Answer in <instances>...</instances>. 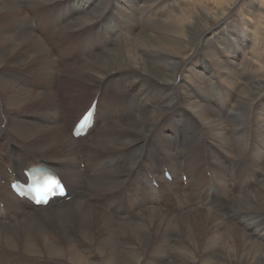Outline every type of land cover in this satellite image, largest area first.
<instances>
[{
  "label": "bare ground",
  "instance_id": "1",
  "mask_svg": "<svg viewBox=\"0 0 264 264\" xmlns=\"http://www.w3.org/2000/svg\"><path fill=\"white\" fill-rule=\"evenodd\" d=\"M171 1L0 0V250L264 264V0ZM57 75L97 98L83 138L64 129ZM36 169L66 198H18L11 182Z\"/></svg>",
  "mask_w": 264,
  "mask_h": 264
},
{
  "label": "rangeland",
  "instance_id": "2",
  "mask_svg": "<svg viewBox=\"0 0 264 264\" xmlns=\"http://www.w3.org/2000/svg\"><path fill=\"white\" fill-rule=\"evenodd\" d=\"M179 6V2L176 0H172L171 2H169L168 4H166L164 7L165 9L168 10H172V9H176ZM32 18V17H31ZM34 19V18H33ZM30 21H32L30 19ZM33 23V21H32ZM37 22H34V24H31V26H33L34 28L36 27ZM38 27V26H37ZM254 28V27H252ZM37 31V29H35ZM71 47H73V45H71ZM231 52L235 53V51L231 50ZM61 62V60H60ZM65 62H67V60H65ZM62 76V75H61ZM57 81L59 82L58 85V89H57V100L61 105L62 108V113H63V126L64 129L67 133V135H71V126L73 125V123H75V121L79 118V116L82 114V112H85V110H87V108L90 106L91 102L95 101L96 96L94 95V91L93 89L90 88V85L85 84L84 82L80 81L79 79H61L60 75H57ZM34 79V77H32ZM62 80V81H60ZM31 85L34 87V82H31ZM83 90V91H82ZM82 91V93H81ZM118 100L114 99L112 100V103H117ZM41 109V106L39 105V103H35V104H31L29 106H27L26 108L23 109V112L26 113H35L38 112ZM97 131L95 130L93 132V135H96ZM6 141V140H4ZM3 141V148H5V142ZM11 141L13 143H11V145H15V147H23V144H21L19 140L14 139V137L11 139ZM121 153V151H120ZM34 161V159H33ZM29 162V160H28ZM82 169L85 168V164L81 165ZM10 167H6L5 171H7V169ZM167 172V171H165ZM12 173V171H9V174ZM8 174V172H7ZM8 174V175H9ZM1 178V177H0ZM167 180V179H166ZM173 177H171V180H169V182H172ZM5 181V180H4ZM168 181V180H167ZM1 179H0V184H1ZM156 183H154L153 185L155 186ZM6 186V188L8 189V183L7 181H5V184H3ZM188 186V178H186V181L184 182V187ZM233 186V185H232ZM9 190V189H8ZM175 206V205H174ZM210 206V204H209ZM144 212V211H142ZM181 213V212H180ZM4 220L6 219L5 216ZM15 218V217H14ZM15 219H11L10 222H13ZM2 250H0V264L3 262V264H59V263H55L47 258H36L34 256H30L28 254H26L24 251H6L4 250V248L1 246ZM7 249V248H5ZM79 251H87V246L84 245L81 248H78ZM79 257L83 256L85 257V259H88L87 262H89L90 264H101L102 261L104 260L101 254H78ZM179 254H137V256L141 257L142 259V263L143 264H169L175 256H177ZM197 256L198 259H200L201 255L203 254H195ZM12 259H9L11 258ZM16 256V257H15ZM143 256V257H142ZM222 258H220V263L223 264H227L225 262L230 260V255L229 254H222ZM6 257V258H5ZM9 257V258H8ZM33 257V258H32ZM169 257L170 259L163 262L164 258ZM20 260L18 262V260ZM225 258V259H224ZM12 261V262H11ZM161 261V262H160ZM96 262V263H95ZM104 262V261H103Z\"/></svg>",
  "mask_w": 264,
  "mask_h": 264
},
{
  "label": "snow or ice",
  "instance_id": "3",
  "mask_svg": "<svg viewBox=\"0 0 264 264\" xmlns=\"http://www.w3.org/2000/svg\"><path fill=\"white\" fill-rule=\"evenodd\" d=\"M45 184L49 185V186H53V185H57V181H55L54 179L52 178H48L46 181H45Z\"/></svg>",
  "mask_w": 264,
  "mask_h": 264
}]
</instances>
